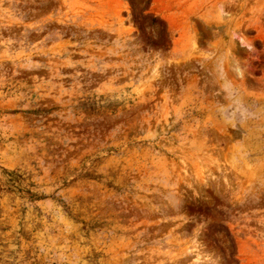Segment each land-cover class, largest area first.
<instances>
[{"label": "rangeland", "instance_id": "rangeland-1", "mask_svg": "<svg viewBox=\"0 0 264 264\" xmlns=\"http://www.w3.org/2000/svg\"><path fill=\"white\" fill-rule=\"evenodd\" d=\"M0 264H264V0H0Z\"/></svg>", "mask_w": 264, "mask_h": 264}, {"label": "clouds", "instance_id": "clouds-1", "mask_svg": "<svg viewBox=\"0 0 264 264\" xmlns=\"http://www.w3.org/2000/svg\"><path fill=\"white\" fill-rule=\"evenodd\" d=\"M232 71L237 78L243 79L245 76V70L239 66L238 63L234 64L232 67ZM225 92H227L230 96H238V92L231 86L230 81L225 79ZM236 107L231 110L225 109L220 113L221 118L229 124L243 123L248 119L254 118L255 113L249 110V108L244 104L242 98H238L236 100Z\"/></svg>", "mask_w": 264, "mask_h": 264}, {"label": "trees", "instance_id": "trees-1", "mask_svg": "<svg viewBox=\"0 0 264 264\" xmlns=\"http://www.w3.org/2000/svg\"><path fill=\"white\" fill-rule=\"evenodd\" d=\"M155 21L154 19H152V22Z\"/></svg>", "mask_w": 264, "mask_h": 264}]
</instances>
